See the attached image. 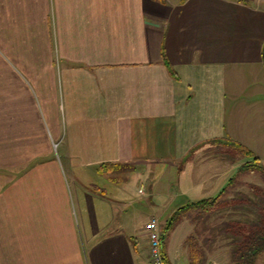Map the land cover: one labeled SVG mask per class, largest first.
I'll use <instances>...</instances> for the list:
<instances>
[{
    "label": "crops",
    "instance_id": "obj_1",
    "mask_svg": "<svg viewBox=\"0 0 264 264\" xmlns=\"http://www.w3.org/2000/svg\"><path fill=\"white\" fill-rule=\"evenodd\" d=\"M231 141L264 152V0H0V264H150Z\"/></svg>",
    "mask_w": 264,
    "mask_h": 264
},
{
    "label": "trees",
    "instance_id": "obj_2",
    "mask_svg": "<svg viewBox=\"0 0 264 264\" xmlns=\"http://www.w3.org/2000/svg\"><path fill=\"white\" fill-rule=\"evenodd\" d=\"M217 143L230 148L232 155L238 153L239 157H249L251 160L239 168L237 175L230 179L228 185L217 196L189 203L180 208L168 221L164 229V240L179 225L183 216L195 213L193 223L197 224L207 221L213 214L222 212L227 217L234 214L237 219L233 216V219L226 220L220 228L221 233L229 239V244L232 246L229 264H258L259 259L264 255V185L248 184L251 196L245 193L232 198H226V196L230 194L232 188L243 185L240 179L247 175L259 174L264 184V165L259 157L242 144L232 141L225 144ZM102 167L103 171L107 172L116 168L111 164ZM239 212L242 214L239 215ZM196 234L195 230L186 242L191 264H206V251L200 245ZM164 244L163 251L165 250Z\"/></svg>",
    "mask_w": 264,
    "mask_h": 264
},
{
    "label": "rangeland",
    "instance_id": "obj_3",
    "mask_svg": "<svg viewBox=\"0 0 264 264\" xmlns=\"http://www.w3.org/2000/svg\"><path fill=\"white\" fill-rule=\"evenodd\" d=\"M229 149L230 148L221 146V145L214 146L213 148L209 150L212 154L211 153L208 154V157L213 156V158H216L218 160L225 159L226 162L233 161L236 163V165H241V166L244 163L249 162L251 160V158L249 157H239L238 153L237 154L234 153V155H232L233 153H231V150ZM258 153L260 155L256 153L255 155L260 158L262 165H264V152L259 150ZM237 173H238V169H237L236 175ZM240 180L244 184L241 186L239 185V186H236L235 188H232L230 191V194L227 195L226 198L237 197V195L241 193H245L251 196V192H250L248 184H257L261 186L264 185L263 178L259 174L247 175L246 177ZM132 191L135 192L136 201H140V195H138L137 193L138 189L136 187V183ZM240 214H242V212H239V215ZM233 216H235V219H237L236 215L234 214H230L229 217H227L225 213L221 212V213L213 214L209 217L207 221H203L202 223H197V224L193 223V220L196 217L195 213H192L187 216H183V219L181 222L191 227L193 226L194 229L191 228V231H192L191 235L195 233V230H196V233H197L196 237L200 245L205 248V251H206L205 260L207 262L206 264H210L211 262H214L213 264H229L230 263V260H231L230 250L232 246L229 244L230 243L229 239L221 233L220 228L224 224V222H226V220L233 219ZM153 218H156V217H153ZM160 223L162 224L161 221ZM258 264H264V255L259 259Z\"/></svg>",
    "mask_w": 264,
    "mask_h": 264
},
{
    "label": "built area",
    "instance_id": "obj_4",
    "mask_svg": "<svg viewBox=\"0 0 264 264\" xmlns=\"http://www.w3.org/2000/svg\"><path fill=\"white\" fill-rule=\"evenodd\" d=\"M150 243V264H167L164 244V229L158 218H153L147 226Z\"/></svg>",
    "mask_w": 264,
    "mask_h": 264
},
{
    "label": "water",
    "instance_id": "obj_5",
    "mask_svg": "<svg viewBox=\"0 0 264 264\" xmlns=\"http://www.w3.org/2000/svg\"><path fill=\"white\" fill-rule=\"evenodd\" d=\"M214 262H211L210 264H213Z\"/></svg>",
    "mask_w": 264,
    "mask_h": 264
}]
</instances>
